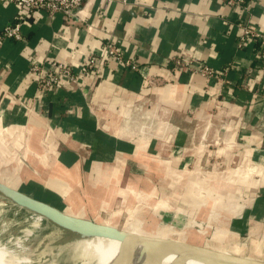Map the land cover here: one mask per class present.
Masks as SVG:
<instances>
[{"label": "crops", "instance_id": "obj_1", "mask_svg": "<svg viewBox=\"0 0 264 264\" xmlns=\"http://www.w3.org/2000/svg\"><path fill=\"white\" fill-rule=\"evenodd\" d=\"M122 1L90 0L68 18L0 0V33L22 34L0 45V183L76 218L264 260V71L242 38L264 30V0ZM108 43L121 62L85 73ZM44 61L72 66L77 82L41 94L29 69ZM163 221L221 233L163 236Z\"/></svg>", "mask_w": 264, "mask_h": 264}, {"label": "bare ground", "instance_id": "obj_2", "mask_svg": "<svg viewBox=\"0 0 264 264\" xmlns=\"http://www.w3.org/2000/svg\"><path fill=\"white\" fill-rule=\"evenodd\" d=\"M21 193L35 199L30 193L23 191ZM9 202L16 209L15 216L24 215L28 218L15 225V227L17 226L14 227L17 231L16 235L11 234V226L3 225V228L0 229V260H3L4 264H54L56 258L62 259L59 264H216L214 262H197L188 254H166L155 246H139L135 236L160 237L148 234L137 224L127 227L128 230L123 229L133 236L125 243L78 234L66 241L63 246L59 241V246L51 249V252L48 250L31 255L26 247V242L32 229L41 228L49 220L41 214L17 206L10 200ZM45 203L59 209L52 205L53 202L45 201Z\"/></svg>", "mask_w": 264, "mask_h": 264}, {"label": "built area", "instance_id": "obj_3", "mask_svg": "<svg viewBox=\"0 0 264 264\" xmlns=\"http://www.w3.org/2000/svg\"><path fill=\"white\" fill-rule=\"evenodd\" d=\"M20 10H25L28 13L43 12L49 17L57 14L64 15L68 18H74L78 9L90 0H5ZM228 7L242 8L245 5V0H218ZM126 3V1H122ZM242 38L253 41L258 47L257 63L264 71V30L257 28H243ZM22 39L20 25L11 24L6 26L0 33V45L4 40L20 41ZM107 58L121 62L122 56L118 48L108 43L103 48L100 55L90 56L84 65V72L95 74L98 68L106 61ZM174 63L180 69H187L193 73H197L202 78L209 82H219L224 80L225 73L216 69L210 68L201 64L198 61L184 62L179 59L174 60ZM130 66V65H129ZM135 69V66L131 67ZM34 75V80L41 94L51 92L58 86L64 88L71 83L77 82L76 74L72 66L55 61H44L41 64L33 65L29 69Z\"/></svg>", "mask_w": 264, "mask_h": 264}, {"label": "water", "instance_id": "obj_4", "mask_svg": "<svg viewBox=\"0 0 264 264\" xmlns=\"http://www.w3.org/2000/svg\"><path fill=\"white\" fill-rule=\"evenodd\" d=\"M0 196L10 200L17 206L45 216L50 223L64 230L72 237L82 234L88 237H99L121 243H125L133 238L131 234L123 229L73 217L62 210L55 209L44 201L27 197L21 191L10 188L2 183H0ZM135 238L139 246H155L166 254L172 255L188 254L192 256V259L200 263L264 264V260L231 254L178 240L148 236H135Z\"/></svg>", "mask_w": 264, "mask_h": 264}, {"label": "rangeland", "instance_id": "obj_5", "mask_svg": "<svg viewBox=\"0 0 264 264\" xmlns=\"http://www.w3.org/2000/svg\"><path fill=\"white\" fill-rule=\"evenodd\" d=\"M34 198L43 201L42 199H40L37 196H35ZM52 205L55 206L54 203H52ZM59 209L61 211L60 206H59ZM15 211H16L15 207H13V205L9 202V200L0 196V229L3 228V225L11 226L10 232L12 235L17 234V231L15 229L17 226L15 227V225L20 223V222H23V220L25 218H28V216H24V215L23 216H15L14 215ZM186 224H188V223H186ZM133 225H134V223H132V222H128L125 224L121 223L118 225L117 228L128 230L127 227H130ZM162 225H163L162 227H163V229H165V231H160L161 230V228H160L156 232H159V231L162 232L164 234V235L162 234L163 236H165L168 232L175 230L176 232L182 233L181 235L188 232V233H190L194 236H197V237H200V235H201V237H202V235H206V239H213L212 237H216L217 234L221 233V230L218 231L215 229L214 230L213 229H207V227L205 228V225H202L198 222H195L193 224L189 223V227L188 226L186 227L187 229L182 228L181 225H178V224L173 225V223H168L165 221H163ZM169 229H171V230H169ZM175 231H173V232H175ZM138 236H140V235H138ZM158 236L162 237L160 235H158ZM184 236H185V234H184ZM184 236H179L178 238H176V240L177 239H184L185 238ZM148 237H151V236H148ZM72 238L73 237L70 236L64 230L56 227L55 225H53L50 222H47V223H44L43 226L39 229H35V230L32 229L31 235L27 239L26 247H27L29 253H31V255L32 254H39L42 252H47L48 250H50V252H51V249L53 250V249H55V247L59 246V241H61V246H63L66 241H68ZM161 239H163V238H161ZM247 241H248L247 235H243L240 238V242H238V244L240 246H242L244 249L245 248L248 249L249 244ZM257 243H259L261 245L260 249L262 250V248H263L262 251L264 253V245H262V239L258 240ZM219 245H222V242ZM61 260H62L61 258H56L54 261V264H59Z\"/></svg>", "mask_w": 264, "mask_h": 264}, {"label": "clouds", "instance_id": "obj_6", "mask_svg": "<svg viewBox=\"0 0 264 264\" xmlns=\"http://www.w3.org/2000/svg\"><path fill=\"white\" fill-rule=\"evenodd\" d=\"M0 264H4L3 260H0Z\"/></svg>", "mask_w": 264, "mask_h": 264}, {"label": "trees", "instance_id": "obj_7", "mask_svg": "<svg viewBox=\"0 0 264 264\" xmlns=\"http://www.w3.org/2000/svg\"><path fill=\"white\" fill-rule=\"evenodd\" d=\"M45 201H47V200H45ZM45 201H44V202H45ZM49 202H53V201H49ZM53 203H54V202H53Z\"/></svg>", "mask_w": 264, "mask_h": 264}]
</instances>
